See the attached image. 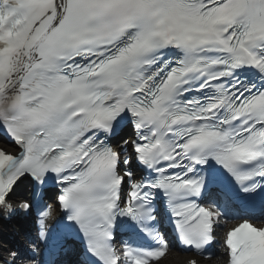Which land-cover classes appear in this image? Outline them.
I'll return each mask as SVG.
<instances>
[{"label":"snow or ice","instance_id":"1","mask_svg":"<svg viewBox=\"0 0 264 264\" xmlns=\"http://www.w3.org/2000/svg\"><path fill=\"white\" fill-rule=\"evenodd\" d=\"M0 130V218L38 225L0 264H51L49 181L76 264H264V218L205 202L214 161L264 216V0H0Z\"/></svg>","mask_w":264,"mask_h":264},{"label":"bare ground","instance_id":"2","mask_svg":"<svg viewBox=\"0 0 264 264\" xmlns=\"http://www.w3.org/2000/svg\"><path fill=\"white\" fill-rule=\"evenodd\" d=\"M181 259L180 257H177L176 254H173V257L170 258V260L168 261V264H177V260Z\"/></svg>","mask_w":264,"mask_h":264}]
</instances>
